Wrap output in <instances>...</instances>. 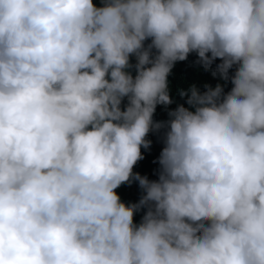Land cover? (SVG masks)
I'll list each match as a JSON object with an SVG mask.
<instances>
[{
	"label": "clouds",
	"instance_id": "clouds-1",
	"mask_svg": "<svg viewBox=\"0 0 264 264\" xmlns=\"http://www.w3.org/2000/svg\"><path fill=\"white\" fill-rule=\"evenodd\" d=\"M0 264H264V0H0Z\"/></svg>",
	"mask_w": 264,
	"mask_h": 264
},
{
	"label": "trees",
	"instance_id": "trees-1",
	"mask_svg": "<svg viewBox=\"0 0 264 264\" xmlns=\"http://www.w3.org/2000/svg\"><path fill=\"white\" fill-rule=\"evenodd\" d=\"M93 2L98 7L103 6V0H93ZM171 100H172V103L167 105L165 110H167L169 107H173L177 104V100H174V99H171ZM164 132H165V129H163V128L159 131H151L148 133V135L146 137V140L151 142L149 145L151 157L154 156L152 158L151 162H153L154 159L158 158V157L156 158V155L160 156L161 150L165 146V144H164ZM156 163H157L156 160L154 163H152L154 166V168L151 172V177H152L153 181L158 180V178H159L160 165H159V163H157V164Z\"/></svg>",
	"mask_w": 264,
	"mask_h": 264
}]
</instances>
